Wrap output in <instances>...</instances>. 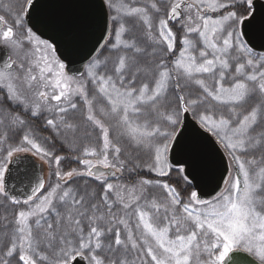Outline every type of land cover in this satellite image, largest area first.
Masks as SVG:
<instances>
[{
    "label": "snow or ice",
    "instance_id": "snow-or-ice-1",
    "mask_svg": "<svg viewBox=\"0 0 264 264\" xmlns=\"http://www.w3.org/2000/svg\"><path fill=\"white\" fill-rule=\"evenodd\" d=\"M0 264H264V2L0 0Z\"/></svg>",
    "mask_w": 264,
    "mask_h": 264
},
{
    "label": "water",
    "instance_id": "water-1",
    "mask_svg": "<svg viewBox=\"0 0 264 264\" xmlns=\"http://www.w3.org/2000/svg\"><path fill=\"white\" fill-rule=\"evenodd\" d=\"M262 2H264V0H262ZM71 67H72L73 69H75V68L79 67V63L74 64V65H72ZM37 170H38V165H37Z\"/></svg>",
    "mask_w": 264,
    "mask_h": 264
}]
</instances>
